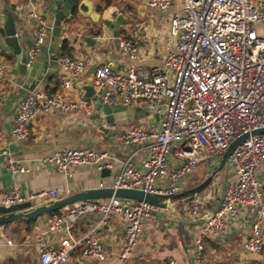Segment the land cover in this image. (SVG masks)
Returning a JSON list of instances; mask_svg holds the SVG:
<instances>
[{"label":"built area","instance_id":"built-area-1","mask_svg":"<svg viewBox=\"0 0 264 264\" xmlns=\"http://www.w3.org/2000/svg\"><path fill=\"white\" fill-rule=\"evenodd\" d=\"M145 1L148 7L161 11L169 10L174 4V0ZM31 15L36 18V30L27 49L28 64L38 58L52 29L43 13L33 11ZM169 29L177 40L176 46L161 64L151 68L134 63L140 53L134 37L125 33L117 35L119 48L131 63L124 69L108 64L97 67L92 80L94 93L89 98L72 100L40 89L29 91L17 106L11 134L17 140L29 139L39 115L80 109L92 113L97 101L99 105L152 103L154 112L162 115L159 126L148 128L135 124L119 133L121 145L136 147L122 160L110 187L142 190L168 201L169 210L179 209L196 217L202 213V200L174 201L183 179L202 162H219L232 141L249 133L229 158L236 178L227 181L220 208L205 217L195 258L190 264H202L203 237L225 229L236 220L239 207L246 205L252 206L255 213L244 247L249 253L260 254L264 251V188L259 177L264 165V133L252 134V131L264 128V3L181 0L180 11L172 15ZM57 56L63 88H70L72 79L83 75L92 64L88 56L62 53ZM8 79L7 64L0 54V82ZM145 153L141 165L136 166L134 158ZM41 161L63 173L75 165H94L101 171L114 166L109 154L88 146L64 147ZM7 167L13 173L30 170L12 158L8 159ZM60 194L59 188H43L31 190L25 196L19 185H13L0 189V206L36 202ZM157 208L146 201L117 196L75 201L65 210L52 213L48 228L35 235L38 263L67 264L76 250L84 257L105 261L107 251L96 231L115 215H123L128 225L117 264H142L132 262L130 257L145 220ZM91 213H99L100 220L85 233L76 235L75 224ZM61 231H66L67 236L58 244L51 243L49 236ZM6 239L9 245L13 244L11 239ZM167 264L179 263L170 259Z\"/></svg>","mask_w":264,"mask_h":264},{"label":"crops","instance_id":"crops-1","mask_svg":"<svg viewBox=\"0 0 264 264\" xmlns=\"http://www.w3.org/2000/svg\"><path fill=\"white\" fill-rule=\"evenodd\" d=\"M90 1L93 4L91 14L78 13L73 17L67 16L62 21L57 45V54H63V43L67 39L68 54L90 57L92 60L90 68L83 75L72 79L70 88H63L59 81L61 69L58 66L56 74L45 85L40 84L36 89L48 93L57 81L58 87L55 93L72 100L83 97L85 90L81 85L92 82L97 67L108 64L115 69H124L131 63L118 45L116 37L121 33L134 37L140 47V53L134 61L137 66L151 68L159 65L175 48L177 40L171 35L169 27L172 15L179 10L176 0L167 11L150 8L145 0ZM106 1H110L111 4L104 14L100 15L96 11V6ZM253 1L264 3V0ZM44 2L45 0H0V28L5 24L7 7L20 18L19 35L23 37L33 35L32 42L36 30V18L31 15L33 11H39L43 7V15L53 28L56 11L50 12L49 7L55 6V0H48L47 6L43 4ZM120 13L125 18L123 25L115 22ZM51 31L43 48L50 42ZM2 43L3 37L0 34V54L4 56L9 77L8 81L0 82V189L19 185L21 193L26 196L31 190L59 188L61 190L59 196L46 197L35 202V204H47L82 191L110 187L120 171L122 160L136 147L121 145L118 140L119 133L135 124L148 128L158 127L162 115L154 112V104H133L132 108L135 111L131 110L128 118H125V111H118L115 113V123L105 122L100 105L92 113H86L82 109L69 113L52 111L35 119L31 138L17 140L11 134V122L19 102L26 98L29 91L24 93L20 84L21 77L16 72V56L10 47L2 46ZM41 53L37 59L40 58ZM117 104L122 103L118 102L111 106ZM87 146L109 154L113 158V168L101 171L94 165H75L67 173H63L57 171L52 164L41 161L43 157L52 156L64 147ZM145 156L146 153L137 155L133 160L134 164L140 166ZM9 158L26 165L30 170L11 172L7 167ZM217 164L218 160H213L212 164L207 163L206 166L210 170L207 174H199L193 178L188 174L183 179L181 191L174 200L178 203H191L195 199H200L204 202L202 213L192 217L185 215L179 209L172 211L167 207L157 208L143 224L142 234L130 257L132 262L167 264L170 259H176L179 264H190L194 260L197 239L201 236L205 225L204 219L218 205L224 179L230 181L236 178L235 170L230 166L231 174H225L224 171L193 198L189 190L207 179ZM259 177L264 188V165L259 171ZM67 206L45 213L37 219L22 217L6 226H0V264H39L37 248L34 244L35 235L48 228V218L52 213L61 212ZM254 213L252 206H241L235 221L229 222L219 233L203 237L202 264H264V251L260 254H252L244 247L251 231ZM99 220V213L82 216L74 226V233L76 235L85 233ZM127 225V218L123 215H115L110 223L97 229L96 236L107 251L105 261L99 262L94 258L84 257L80 250H76L72 252L67 264H117L124 245L123 235ZM65 236H67L66 231H61L50 235L49 240L58 244ZM6 238L11 239L13 244L9 245Z\"/></svg>","mask_w":264,"mask_h":264},{"label":"water","instance_id":"water-1","mask_svg":"<svg viewBox=\"0 0 264 264\" xmlns=\"http://www.w3.org/2000/svg\"><path fill=\"white\" fill-rule=\"evenodd\" d=\"M43 4L47 6L48 0H45ZM92 9L93 4L90 0H55V6L52 8L49 7L50 12H53L54 10L56 11L55 19L53 21V28L50 35V42L43 48L40 58L31 64H28L27 49L33 35H26L24 37L19 35L20 18L15 16L14 12L6 7V21L3 27L0 28V34L3 37L2 46L10 47L13 54L16 56V72L21 77L20 84L24 90V93L35 90L40 84L45 85L47 81L56 74L58 68L57 45L58 38L61 35L62 21L67 16L73 17L78 13L91 14ZM38 12L43 13L44 8L41 7ZM108 22L109 21H107V23ZM115 22H118L120 25L125 23V18L122 13L117 16ZM89 40L91 41V39ZM81 87L85 90L83 98H89L93 95V82L84 85L82 84ZM97 104H100L99 101H97ZM100 106L101 113H103L105 116V122L115 123V113L118 111H125V118H128L129 116L130 108L128 105L117 104L115 106ZM259 133H264V128L252 131V134ZM249 135V133L243 134L231 142L218 164L213 168L209 177H207V179H205L199 185L189 190V194H191L192 197L205 190L213 182L215 177L223 174L233 151L240 143L248 138ZM226 184L227 179H224L222 196L214 211H217L220 208L222 201L224 200ZM112 196H117L124 199L146 201L157 207L168 206L157 196L150 193H145L144 191L138 189H114L112 187L94 188L87 191H82L65 199L52 201L47 204H35V202L32 201H25L8 206H0V226H6L11 221L20 219L22 217L37 219L39 216L45 213L53 212L58 208L67 206L68 204L74 203L75 201L104 199ZM204 221H206V218Z\"/></svg>","mask_w":264,"mask_h":264},{"label":"rangeland","instance_id":"rangeland-1","mask_svg":"<svg viewBox=\"0 0 264 264\" xmlns=\"http://www.w3.org/2000/svg\"><path fill=\"white\" fill-rule=\"evenodd\" d=\"M176 2L178 3V8H179V10L177 11V12H179L180 11V4H181V0H176ZM121 4H125V3H121ZM120 4V5H121ZM176 12V13H177ZM133 107V105H131L130 106V110H129V112L131 113V110H133L134 108H132ZM134 111H135V109H134ZM206 162H202V163H200L197 167H196V169L194 170V171H192L188 176L190 177V178H193L194 176H197V175H204L205 173L207 174L210 170H209V168L206 166ZM230 166H232L231 164H230V162H228L227 163V165H226V170H224V171H226V173L225 174H231V170H229V167ZM233 168V167H232ZM234 169V168H233ZM216 178V177H215ZM227 181H228V179H227Z\"/></svg>","mask_w":264,"mask_h":264},{"label":"trees","instance_id":"trees-1","mask_svg":"<svg viewBox=\"0 0 264 264\" xmlns=\"http://www.w3.org/2000/svg\"><path fill=\"white\" fill-rule=\"evenodd\" d=\"M111 4L110 1H106V2H100L97 4L96 6V11L97 13H99L100 15H103L106 8ZM68 51H69V44H68V40L65 39L64 43H63V54H68ZM57 87H58V84H57V81L55 83V86L54 88H52L48 94H54L56 91H57Z\"/></svg>","mask_w":264,"mask_h":264}]
</instances>
